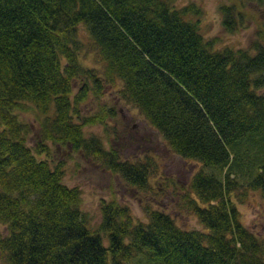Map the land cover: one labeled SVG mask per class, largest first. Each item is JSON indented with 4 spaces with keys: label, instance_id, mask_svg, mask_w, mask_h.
Here are the masks:
<instances>
[{
    "label": "trees",
    "instance_id": "obj_1",
    "mask_svg": "<svg viewBox=\"0 0 264 264\" xmlns=\"http://www.w3.org/2000/svg\"><path fill=\"white\" fill-rule=\"evenodd\" d=\"M176 1L0 0L6 264H264V243L242 224L234 202L248 191L264 196V43L215 48L189 18L199 10ZM234 9L221 8L227 32L241 15ZM80 25L101 71L80 62ZM108 86L171 154L203 167L177 204L204 229H183L153 208L136 220L115 200L102 204L101 221L90 227L80 190L64 184V161L54 160L53 147L85 151L141 189L152 168L122 159L97 135L85 137L84 127L104 116L81 108ZM27 106L37 113L36 132L16 113Z\"/></svg>",
    "mask_w": 264,
    "mask_h": 264
},
{
    "label": "rangeland",
    "instance_id": "obj_2",
    "mask_svg": "<svg viewBox=\"0 0 264 264\" xmlns=\"http://www.w3.org/2000/svg\"><path fill=\"white\" fill-rule=\"evenodd\" d=\"M188 5L199 10V16L190 15L189 18L198 22L200 32L205 39L213 42L215 48L227 46L246 49L256 40L264 43V39H256L259 33L264 36V4L256 0L176 1V7ZM232 5H235V12H241V15L237 16L235 30L227 32L222 25L221 8ZM79 33L82 38L80 62L101 71L94 46L83 25L79 26ZM109 107L115 109L114 116L108 115ZM104 110L105 114L102 113ZM81 112L85 115L96 113L104 116V123L84 127L85 137L97 135L107 140L108 147L117 149L122 159L152 166L148 172V186L141 189L121 174L112 173L98 165L85 151L53 147L54 160L64 161V184L80 190L81 207L91 219L90 227L97 226L101 221L102 204L115 200L128 207L136 220H146V212L153 208L170 214L183 229H204L196 216L177 204L183 188L189 185L193 175L203 167L171 154L161 135L146 123L135 107L122 101L117 90L110 86L105 88L102 96L92 97L82 106ZM16 113L31 125L34 132L37 131L38 116L33 108H19ZM204 170L208 171L206 168ZM234 202L242 224L264 243V196L259 191H248L246 198H235ZM6 233L5 226L0 224V238ZM0 264H6L1 254Z\"/></svg>",
    "mask_w": 264,
    "mask_h": 264
}]
</instances>
